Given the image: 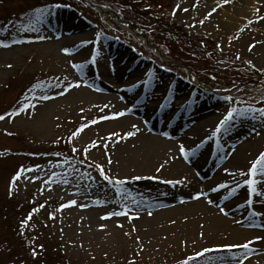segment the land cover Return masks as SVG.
I'll list each match as a JSON object with an SVG mask.
<instances>
[{"label":"rangeland","instance_id":"1","mask_svg":"<svg viewBox=\"0 0 264 264\" xmlns=\"http://www.w3.org/2000/svg\"><path fill=\"white\" fill-rule=\"evenodd\" d=\"M77 1L85 4L83 13L91 21L66 4L57 3L66 0H0V20L3 21L19 16L31 7L41 8L39 5L43 2L49 3L46 7L50 9L40 21H34L32 29L35 30L28 28L21 35L13 36L7 29L0 34V42L9 45L0 47V115L16 108L24 96L51 97L45 101L33 99L35 108L0 120V264H130L132 261L134 264H179L205 248L213 251L204 253L192 264H219L221 257L226 260L234 257V264H240L248 256H254L255 253L250 254L251 250H264V215L252 214L253 209L264 213V208L260 207L261 203L264 205V197L254 196L252 208L244 204L240 209H234L232 212L238 214L231 218L240 214L244 219L220 226L214 233L207 232L203 219L177 218L172 221L170 227L173 228L164 229L166 238L161 240L156 237L158 227L149 229L143 224L158 218L157 208L171 213L182 211L175 208V204L180 203L185 187L196 179L191 166L198 159L202 162L207 155V162L211 163L206 174L201 173L200 181L207 179L211 171L231 158L242 145H256L254 152L249 149L253 153L249 161L254 159L260 150H264V120H254L251 114L237 117L227 132L215 138L210 134L199 138L190 149H185L184 155L176 150L152 155L151 159L133 154L143 129L179 140V135L192 129L196 121L207 118L217 123L229 106L239 108L243 104L264 108V101L262 105H255L235 95L240 87H245L252 90H246L251 96L264 98V72L259 71L264 69V31L261 30L264 21L259 27L255 18L241 21L239 10L245 3L243 0L233 8L228 7L229 3L221 4V0ZM217 4L221 7L203 24L199 23ZM140 5L149 9V15ZM226 9L236 17L228 15ZM250 19L254 22L249 25ZM237 21L241 23L236 26ZM130 26L145 37L144 41L130 32ZM164 29L173 34L166 36ZM238 29L243 31L237 36ZM175 34L180 38L176 45L182 48L183 42L192 44L185 50L199 54L211 69L218 70L219 65H226L220 60L228 59L248 65L262 77L251 84H239L231 94L219 88H208L206 79L188 71L177 56L180 48L169 39L171 46L168 41V38H176ZM59 36H62L60 42L57 41ZM163 40L171 48L168 53L158 45ZM249 45H253L251 50ZM63 48H68L70 53L62 52ZM208 54L212 56L208 58ZM245 61H251L254 67ZM73 64L84 67L80 70ZM37 81L43 82L42 87L30 93L28 90ZM50 81L58 82L59 87ZM145 81L151 86L149 90L142 87ZM66 82H79V87L58 95ZM108 93L113 96L107 98ZM225 96H230L231 101H225ZM116 112H127L136 120L128 125L104 126L118 120L120 116H115ZM167 115L176 116V120L168 124ZM93 120L96 123H91ZM82 125L86 126L69 140L72 132ZM132 125L139 131L125 138L124 133L135 131ZM112 133H118L119 137ZM92 142H96L95 147ZM73 147L78 150L76 153L72 152ZM84 147L89 148L86 156ZM129 152L133 154L130 153V157ZM65 160H86V163L74 164L79 169L80 174H77L63 163ZM93 162L100 163L111 176L128 178L121 186L120 196L102 180L81 179L85 172L98 177L95 168L88 167ZM172 164L188 167L189 171L181 172L182 169L172 168ZM248 164H245L246 169ZM161 165H164L161 171L156 172ZM204 165L202 162L200 167ZM21 167L35 169L24 176H36L37 179L20 178L9 195L11 177ZM53 171L58 175L49 187L44 181ZM134 173L158 179L153 178L152 183L145 184L131 179ZM218 177H222V181L229 177L235 181L241 178L238 174L230 176L228 173ZM61 178L67 179L68 183H63ZM166 180L179 183L168 184L164 182ZM88 184L91 186L85 187ZM257 187L264 192V186ZM124 194L130 199L124 200ZM131 199L137 203L133 205ZM69 200L77 203L57 211L60 204H67ZM124 204L127 208H122ZM34 208L38 210L32 213L23 230L34 250H40L36 259L29 256L18 238L12 237L15 235L13 227L22 230L21 220ZM117 210L128 211L133 218L121 215L101 219ZM244 212L248 215L243 216ZM49 213L53 218H49ZM237 225L250 233L232 237L230 231ZM5 232L8 233L6 239ZM245 242H251L247 249L221 247ZM263 263L261 258L247 264Z\"/></svg>","mask_w":264,"mask_h":264},{"label":"bare ground","instance_id":"2","mask_svg":"<svg viewBox=\"0 0 264 264\" xmlns=\"http://www.w3.org/2000/svg\"><path fill=\"white\" fill-rule=\"evenodd\" d=\"M240 1L242 0H230L228 7L233 8L236 5H238ZM243 1H245V3L242 9L239 10L241 21L245 22L246 19L255 18L256 15L264 16V0H243ZM257 9H259L258 12L256 11ZM229 10L230 9H226V13L231 17H236V14L229 12ZM241 21H237L234 24L237 26L241 23ZM263 21L264 19L259 20V22H257V27L262 25ZM261 30L264 31V28H262ZM61 37L62 36L58 37L57 39L58 42H60L59 40L61 39ZM139 38L144 41L143 37H139ZM142 87L144 89L149 90L151 86H149V83H146L142 85ZM112 96L113 95H110L108 93L106 97L110 98ZM158 112H155L156 116H158ZM159 116H162V114H160ZM210 116L211 115L209 114V117ZM166 119L168 121L167 122L168 124H172V122L176 120V116L167 115ZM135 120L136 119L134 115L132 116L131 114L127 113V115L124 114L120 116L118 120L113 121L110 124H104V126L107 125L118 126L122 124L128 125L134 122ZM175 124L178 127L180 126L178 122H175ZM195 124L196 125L192 129L185 130L184 132H182L179 135L180 136L179 140L178 139L172 140L171 138H168L169 136L164 137L154 134L153 133L154 130L150 132L148 130L143 129L140 131L138 142L136 143L135 146L136 151H134L133 154L136 156L145 155L151 159V157H153L152 155L160 156V154L165 151H170V150L179 151V147L181 145H183L185 149L186 148L190 149L192 145L196 144L199 141V138L203 136H209L211 130L215 128L216 122L215 121L213 122L210 119L206 118V119H202V121H196ZM253 147H256V145H253L251 147L245 145L240 146L238 150L235 152V154L231 156V158L227 159V161L225 162H222L220 166H218L213 171H211L209 177H207V179H205L204 181H200L199 179L202 178L201 173L206 174L205 170L211 165V163L207 162L209 160V157L207 158L206 155V157L202 161L203 163H205V165L201 167H200V164L202 163L201 160L198 159L197 161H195L191 167L193 168L196 179L194 178L193 181H191L185 187L181 196V200L179 201L180 203L175 204V208H179L182 211L177 213H171L168 212L167 210H164V208H157L158 211L156 212V215L158 216V218L155 220H147L143 224L149 226V229L158 227L159 235L156 233V237L160 238L161 240H164L166 238V233L163 232L165 231L164 229L173 228L170 226L173 225L172 222L173 219H177V218L187 219L191 217L194 219L197 218L203 219L205 224L204 227L207 228L208 233L217 232V229L220 228V226L228 224L229 222H235V221L241 222V220L244 218L240 214L239 216H236L234 218L231 217L232 215H236L237 213V212H232L234 209L238 210L241 207H243V205L245 204L244 202L247 197V195L246 197L244 196L245 187L244 188L241 187L240 189H237L231 196L228 195V191L226 188L224 189L221 188L218 191H216V193L212 191V189L215 188L216 185L221 183L227 184L229 188L234 187L233 178L231 177L224 178L225 181H227L225 182L222 181L223 178L222 177L219 178L218 175L219 174L224 176L227 175L224 169H228L229 172L232 173H238V170H246L245 164L249 162V159L252 158L251 156L253 154L249 151V149H252L253 150L252 152H254L255 150L253 149ZM130 153L131 152L128 153L129 157L133 155L132 153L130 155ZM127 159L128 157H126V160ZM171 167L173 168L176 166L172 164ZM176 168L182 169L181 172L189 171V168L184 166H177ZM140 169L144 170L143 167H141ZM134 176L142 177V179H139L138 181L145 184H150L153 181V179H149V176H146V174L134 173ZM238 180H241V178ZM197 193H203V195H201L198 199H193L192 197ZM209 200H211L212 203H209ZM220 207H223L227 214L221 213L219 211ZM260 207L264 208L263 203L260 204ZM242 215L247 216L248 214L244 212V214ZM246 233H250V232H247L245 229L240 228L238 225L234 226L230 231V235L232 237H240L245 235ZM252 253H255L253 254L254 256L251 257L248 256V258L244 260L242 264H247L255 259H261V258L263 259L264 262V250H259L255 248L254 250L250 251V254Z\"/></svg>","mask_w":264,"mask_h":264},{"label":"snow or ice","instance_id":"3","mask_svg":"<svg viewBox=\"0 0 264 264\" xmlns=\"http://www.w3.org/2000/svg\"><path fill=\"white\" fill-rule=\"evenodd\" d=\"M229 2H230V0H221V4H227ZM221 4H217L216 7H213L211 9V11L204 17V19L199 21V23L203 24L204 20L207 19L208 16H210L213 12H215L217 10V8L221 7ZM53 7H59V5H53ZM194 7H195V5H194ZM33 11H34V20L40 21L45 15H47L50 12V9L45 7V8H37V9H34ZM175 11H176V9L174 8L173 14H175ZM185 11H186V9H185ZM256 11L258 12L259 9H257ZM262 19H264V16H260V15L255 16L256 21H259ZM253 22L254 21L251 19L247 21V23L249 25L252 24ZM22 27L30 28L31 30H35V29H32V20L31 19H30L29 25H24ZM189 27H192V25H189ZM0 30H2V29H0ZM240 31H243V29L237 30V36H238ZM97 35H99V33ZM38 38L44 39L45 37H38ZM233 38L235 39L237 37H233ZM14 43H19V41H14ZM8 46H9L8 44L0 42V47L7 48ZM219 47H220V45L217 44L218 49H219ZM252 47H253V45H249V50H251ZM61 51L64 52L65 54L70 53V50L68 48H63V49H61ZM93 52H95V49H93ZM237 59H239V56H237ZM245 63L254 67V65H252L251 61H245ZM8 67H11V65H8ZM73 67L82 70L84 66L82 64H73ZM259 71L264 72V69H259ZM50 83L59 87L58 82L50 81ZM146 83H147V81H145V84ZM42 85H43V82L37 81V83L33 84L31 89H29L28 91L30 93H35L37 88L42 87ZM73 87H79V82H66L65 86H63L62 91L59 92L58 95H63L64 93H66L67 91H69ZM50 98L51 97H49L48 95L24 96V97H22L21 101L19 102V104L16 108H14L10 112H5L2 115H0V120H4L6 117L11 118V117L18 116L22 112H25L27 109L35 108L36 105L32 103L33 99L38 100V101H45V100H48ZM224 99H225V101L230 102L232 98L230 96H225ZM81 111H83V109H81ZM124 114H125L124 112H116L114 115L118 117V116H122ZM248 114H251V118L254 120H256V119L264 120V108H256V107H253L252 105H243V104H241V106L239 108H237L236 106H229L227 108V111L222 115V118L216 123L215 128L210 133V136L212 138H215V137H217L218 134H223V133L227 132L228 128L230 126H232V122L237 117H244V116H247ZM107 118H109V117H101V119H107ZM91 123H96V121L93 120V121H91ZM85 126L86 125H82L81 127H78L74 132H72L71 136L69 137V140H71L72 137H75L82 130V127H85ZM131 127L135 131H128V132L124 133L125 138L134 136L136 134V131H139L138 129H136L135 125H132ZM255 131L256 130L253 129V132H255ZM256 134L258 135L259 133H256ZM111 135L119 137L118 133H112ZM165 135H167V134L165 133ZM57 139H59V138H57ZM95 143L96 142H92L93 147H95ZM201 143H203V141H201ZM199 146H200L199 144L196 145L197 148ZM77 151L78 150L75 147L72 148L73 153H76ZM88 151H89L88 147L83 148V153L85 154V156H86ZM179 151H180L181 155H184L186 152L185 147L183 145H181L179 147ZM169 159H171V157H169ZM63 163L65 165H67L69 168H72V171L74 173L80 174L79 169L74 167V164L79 163L82 165V164L86 163V160H79L78 162L77 161L69 162V161L65 160ZM108 163L111 164V160H109ZM163 166L164 165H161L160 167L156 168V172H160L161 168H163ZM38 167L39 166H37V168ZM88 167H89V169L94 167L96 172L98 173V177L94 178L90 173L85 172V173L81 174V179L86 178L87 180L92 181V182H95L96 180H102V181L106 182L107 185L112 186L115 189L116 194L118 196L121 195V186L128 179L127 177L119 178L116 176L109 175L100 163L93 162V163L89 164ZM33 171H35V169L24 168V167L19 168L15 172V174L11 177V181L9 183V195L12 194L13 186L20 178L23 177L25 179L36 180L37 179L36 176H30V177L24 176L25 173L33 172ZM224 171L226 173H228L230 176H234V175L238 174L241 177V180L240 181L234 180L233 181L234 187H232V188H229L228 185L224 184V183L218 184V185H216L215 188L212 189V191H218L221 188H226L228 191V195L231 196L237 189H240L241 187H246L247 198H246L244 203L246 205H248L249 208H252V205L254 203V201H253L254 196L264 197V192L259 191L258 187H257L258 185L264 186V150H260L259 153L255 156V158L252 159L251 161H249V164H248V167L246 170H238V173H231V172H229L228 169H224ZM57 175L58 174L53 171L51 173V175H49L47 177V180L44 181V183L47 184L49 187H51V184L56 181ZM153 178L158 179V177H149V179H153ZM61 179H62L63 183H68L67 179H63V178H61ZM131 179L139 180V179H142V177L133 176V177H131ZM164 182L168 183V184L179 183V181H172V180H166ZM90 186H91V184L85 185V187H90ZM78 191H79V189H78ZM201 195H203V193H197L192 198L198 199ZM122 198L124 200L130 199V197L127 194H124ZM76 203H77L76 200H69L67 202V204H64V203L60 204L59 207L57 208V211L65 208L67 206L75 205ZM101 203H102V201H101ZM131 203L133 205H135L137 203V201L135 199H131ZM209 203H212V201L209 200ZM80 206L84 207V205H80ZM38 207H43V205H39ZM122 208H127V205L126 204L122 205ZM37 210H38V208L32 209V212H30L27 217H25L24 219L21 220L20 228L22 230L27 226L29 220L32 217V213L36 212ZM219 211L223 214H227L223 207H220ZM252 214H253V216L264 215V213L257 212L254 209L252 211ZM121 215H127L129 217V219L133 218L131 215H129L128 211L117 210V211L106 214V216L101 217V219L109 218L111 216H121ZM149 215H151V213H149ZM49 218L50 219L53 218L52 213H49ZM101 227H103V225H101ZM133 231H135V229H133ZM21 235H23V231H21ZM255 239H260V237H256ZM137 241H139V237H137ZM250 243L251 242H245V243L239 244V245H223L221 247H223V248L240 247L243 249H247V248H249ZM210 251H213V249L205 248V249H202L201 251H197V252L193 253L192 255L187 256L186 258L181 260L179 262V264H192V262L194 260L202 257L204 255V253H207ZM32 255L33 256L36 255L35 250L32 251ZM218 260H219V264H234L236 258L233 257V258H229L226 260L225 258L221 257V258H218ZM130 264H134V261L130 262ZM240 264H242V261L240 262Z\"/></svg>","mask_w":264,"mask_h":264},{"label":"trees","instance_id":"4","mask_svg":"<svg viewBox=\"0 0 264 264\" xmlns=\"http://www.w3.org/2000/svg\"><path fill=\"white\" fill-rule=\"evenodd\" d=\"M58 1V0H55ZM149 1H157V0H149ZM47 2V1H46ZM46 2L40 3L39 7H46L48 4ZM57 3H62L66 4L70 7H72L77 13H79L82 17L88 19L87 15H84L83 12L86 11V8L83 7L85 4L84 3H79L77 0H66V2H57ZM77 5V6H76ZM146 5V4H145ZM145 5H140L142 10L149 15V9H146L144 6ZM85 8V9H84ZM34 7H31V9L25 13H22L19 16H15L14 18L9 19L8 21H3L0 20V34L5 33L6 30H9V33L13 36H18L21 35L27 28L22 27L24 25H29L30 19L32 20V25L34 23ZM91 21V20H90ZM93 22V21H92ZM101 24V23H100ZM101 26V25H100ZM103 29V26L101 27ZM142 33L145 32L144 29L141 30ZM164 33L166 36L173 34L170 31H167L164 29ZM176 38H168L175 44L176 42L180 41V38L178 35H176ZM164 41V40H163ZM161 42L159 43V47L163 50H166V53L171 51V48L166 44V42ZM170 42V41H169ZM171 43V42H170ZM192 44L183 42L182 48H180L178 45L175 44V47H179L180 50L178 49L177 52H180V55L178 54L179 58L186 64V66L189 68L190 71L193 72L195 75H200L206 79V85L207 87L211 88H218L222 91H228L233 89L234 87H237L239 84H251L254 79H259L262 77V75L259 74L258 71H255L254 69L250 68L246 64H242L241 62L238 61H232L228 59H221L220 62L226 63V65H219L218 70H215L214 68H210L209 64L205 61L200 59V55L196 54L193 51H188L185 50L186 46H189ZM172 46V43H171ZM185 57H183V54ZM212 55L208 54V58L211 57ZM188 59H187V58ZM179 59V60H180ZM185 59V60H184ZM183 63V64H184ZM251 82V83H250ZM215 85V87H214ZM245 87H240L239 90L235 93L236 96H240L242 100L249 102L251 104L255 105H261L264 101L263 97L259 96H251L247 91ZM252 91V90H251ZM244 93V95H240L241 93ZM15 235H12L13 238H18L21 242V245L24 244L23 247L27 250L29 256L33 259H36L37 254L40 256V250H35L36 255H32V251L34 250L33 244L30 240V238L25 234L24 230H20L17 226L13 227ZM21 231H23V235H21ZM8 237V233H4V239ZM6 241V240H4ZM21 247L20 245H18Z\"/></svg>","mask_w":264,"mask_h":264},{"label":"water","instance_id":"5","mask_svg":"<svg viewBox=\"0 0 264 264\" xmlns=\"http://www.w3.org/2000/svg\"><path fill=\"white\" fill-rule=\"evenodd\" d=\"M130 32L133 33L134 35L140 36V37H144L141 34H138L137 32L134 31V29L130 26Z\"/></svg>","mask_w":264,"mask_h":264}]
</instances>
